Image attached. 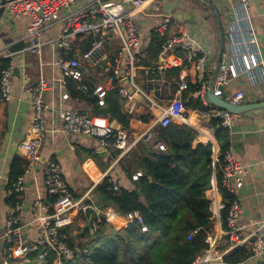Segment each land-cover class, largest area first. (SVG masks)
Listing matches in <instances>:
<instances>
[{
    "label": "crops",
    "instance_id": "0c3cea01",
    "mask_svg": "<svg viewBox=\"0 0 264 264\" xmlns=\"http://www.w3.org/2000/svg\"><path fill=\"white\" fill-rule=\"evenodd\" d=\"M212 2L219 11L224 30L227 31L228 23L232 19V8L238 4L239 0H212ZM95 4L96 0H75L68 10H62L60 19L46 29L42 57L28 49L26 35L32 21L29 16L6 11L0 19V54L2 55L0 71L3 69L5 58H11L15 67L19 68V72L17 74L12 73L11 76L9 99H5L0 93V228L5 226L7 213L10 210L7 192L13 164L17 160L20 161L25 171L28 159L22 148V143L27 139L37 137L32 132L35 107L32 103L30 88L35 81L41 78H45L51 83V87L44 91L43 96L47 108L44 112L45 133L40 150V159L34 169L25 177V189L20 194L23 204L20 212L23 226L21 232L23 243L27 246H33L37 242L39 227L34 220L45 212L39 207V204L50 206L52 203L44 183L43 166L46 161L56 159L59 162L75 199H81L91 191L96 198L95 205L104 212L108 224L115 230H122L131 222L130 217L119 213L107 195L96 192L95 188L107 177L110 181L119 184L120 187H134V182L138 178L133 177L135 175L139 177L143 173L140 161L142 162V159L150 151L157 152L152 147V143L145 140L137 141L126 154L103 150L98 140L92 136L62 131L61 113L64 110L88 111L92 115L107 117L110 123L112 120H117L121 127L119 130H125L131 140L138 139L144 132L152 128L156 137L164 142L159 133L161 126L157 121L161 117L163 109L169 105L174 93L179 89L182 74L187 73L189 86L197 83V71L190 64L174 67V69L179 68L175 74L172 73L173 68H171L152 77L146 75L143 68L149 65L141 63V58H149L146 44L150 40L151 30H154L155 18L142 14L138 20L142 41L139 48L141 66L137 68L134 82L144 94V98L136 99L135 95L138 91L129 82L124 83L123 81H118L115 88L108 92L107 104L103 107L96 108L86 99L94 95H76L71 81L66 84L61 81L63 79L62 72L55 64V59L59 54L55 39L68 15L86 13ZM128 7L131 8V4ZM146 11L172 15L187 33L201 42L212 44L215 47V54H218L220 41L217 21L213 11L204 1L154 0L149 2ZM248 11L252 26L259 37L262 56L264 57V0H250ZM118 45L117 39L111 37L106 43V50L113 54ZM77 46L75 47L74 43L70 56L82 58L83 51L79 48L75 49ZM156 61H158V54ZM156 61L151 65H155ZM216 63L217 56L208 68L209 83L213 77ZM101 81L106 82L107 80L101 78ZM123 83L128 93L127 96L120 92ZM239 89H243L246 93L243 102L264 101V82L254 86L248 82L245 75L234 78L225 90L227 99H231ZM181 99L185 106V121L175 120L171 124H186L191 127L196 133L193 146L198 143L211 142L213 149L216 148V151L213 150V159L215 160L221 155L222 146H226V150L231 149L237 161L246 169L241 182L235 184L241 205L240 229L238 231L240 244L237 243L238 241L235 242L226 238V230L222 228L221 215H219V229H217L215 236L216 243L219 245L213 253L217 256L221 253L224 257L249 237L256 234L264 235V107L252 109L234 118L233 125H247L250 129H254V131L247 132V137H243V133L236 134L227 129V131L222 132V140L219 141L216 129L213 127V119L205 116L201 111L202 108H193L199 99L193 98L188 89L182 91ZM111 106L120 109L126 115L124 119L129 121L128 125H125L117 117L113 118L112 112L102 110ZM97 111L101 113H97ZM121 112H119L120 117H122ZM207 195L219 207V202H222L220 191L212 187L207 191ZM104 196L106 198H103ZM79 212L76 213L75 222L65 229L74 236L78 233L75 225L78 221ZM65 237L68 238L67 232ZM228 241L230 246L225 250L220 249ZM3 257L0 248V264H2ZM11 264H23V262L11 258ZM210 264L223 263L217 259ZM247 264H264V257H251Z\"/></svg>",
    "mask_w": 264,
    "mask_h": 264
},
{
    "label": "built area",
    "instance_id": "2783aa9c",
    "mask_svg": "<svg viewBox=\"0 0 264 264\" xmlns=\"http://www.w3.org/2000/svg\"><path fill=\"white\" fill-rule=\"evenodd\" d=\"M152 1L154 0H96L95 6L88 12L68 15L55 39L59 50L55 64L62 72V83L66 84L71 81L78 94L94 95L97 104L101 107L106 106L108 92L115 88L118 81L124 83L127 81L142 93L134 79L137 68L141 66L139 48L142 41L138 20L142 14H146L155 18L154 32L162 39L161 47L158 49V61L155 65L143 68L146 75L152 77L167 69L183 67L185 64L194 66L197 71L196 80L200 87L192 92V97L201 100L205 107L201 111L205 116L218 120L222 127L231 130L236 115L207 99L210 87L208 68L216 60L215 47L192 37L172 15L147 12L146 8ZM74 2L75 0H8L5 12L26 15L32 19L26 35L28 49L42 57L46 29L53 22L58 21L62 10H68ZM249 2L250 0H239L238 4L232 8V19L225 31L226 48L213 86L215 96H222L231 80L242 75H245L248 82L254 86L264 82V57L259 37L251 23L248 11ZM129 4H131V8L128 7ZM78 35L93 36L91 46L82 53V58L70 56ZM111 37L116 38L119 44L113 54L106 50V43ZM14 68L15 65L11 62L9 67L0 71V93L5 99L10 97V80ZM186 74H182L179 89L174 93L169 105L163 109V113L157 121L161 127L169 126L175 120L185 121V106L181 96L182 91L189 88ZM101 78H105L107 81L102 82ZM124 83L120 87V92L127 96ZM50 87L51 83L45 78H41L35 81L30 88L32 103L35 107L32 132L37 137L27 139L22 143V148L28 159L27 166L24 173L13 185L9 186L7 192L10 210L7 213L5 226L0 228V248L4 255L2 264H11V258L21 260L23 264L29 263L33 253H37L38 264H45V260L51 252L56 254L55 264H62V261L69 260L75 253V249L69 245L64 231L75 222L77 212L84 211L85 207L89 205L94 206L95 212L92 218L94 230L99 229L103 220L107 221L104 212L95 205L96 198L91 191L81 199H75L59 162L56 159H49L43 166V172L44 183L52 203L50 206L39 204V207L45 212L34 220L39 227L36 244L27 246L23 243L21 232L23 226L20 217L23 204L20 194L25 189V177L34 169L40 159L45 133L44 112L47 108L43 96L44 91ZM245 98V91L239 89L231 99L227 100L232 103H242ZM61 118L63 121L62 131L92 136L98 140L103 150L126 154L140 140L151 142L157 152L167 149V145L156 137L152 128L144 132L138 139L131 140L125 130L115 129L111 126L109 119L104 116L92 115L88 111L79 109H68L61 113ZM213 150L216 151V148L214 147ZM217 159H213L214 163ZM223 161V184L235 195L226 218V235L229 240L239 243L241 205L235 184L241 182L246 169L237 161L231 149H227L223 153ZM133 178L137 179L138 176L135 175ZM110 182H112V188L115 191L121 188L119 184ZM212 187L219 190L215 176L212 179ZM14 194H16V199L13 201L11 198ZM214 204L215 201L211 200V208L214 213H219L224 207V204L219 202L218 212H216ZM130 220H136L142 232L148 231V227L138 211L130 216ZM198 231L199 228L190 232L188 239H191ZM207 242L210 245L209 249L203 255L198 256L193 264H210L217 259L226 264L223 262L221 253L218 256L213 253L217 247L216 240L208 235ZM238 246H246L252 253V257H264V235L262 234L249 237Z\"/></svg>",
    "mask_w": 264,
    "mask_h": 264
},
{
    "label": "trees",
    "instance_id": "16d2710c",
    "mask_svg": "<svg viewBox=\"0 0 264 264\" xmlns=\"http://www.w3.org/2000/svg\"><path fill=\"white\" fill-rule=\"evenodd\" d=\"M92 41L93 36L78 35L75 47L78 46L75 49L85 52ZM161 43L162 39L152 29L146 44L149 58H141V63L151 65L156 61ZM10 65L11 58H5L2 68ZM177 71L179 68L172 69L174 74ZM199 87V83L191 85L188 92L192 93ZM86 99L96 108L100 107L95 96ZM193 108L205 107L198 100ZM102 110L112 112L113 118L117 117L128 125L129 121L124 119L126 115L120 109L111 106ZM212 122L221 141L222 132L227 129L218 120L213 119ZM159 133L167 149L159 153L150 151L140 161L143 173L134 182V187H121L115 191L107 177L95 188L96 192L106 194L122 215L130 217L138 211L148 231L142 232L136 220H132L122 230H115L103 220L99 229L94 230L92 226L82 231L86 217L81 210L75 225L78 233L74 236L65 230L68 233L67 241L75 253L69 260L62 261V264H193L210 247L207 237L213 231L214 212L207 191L212 188L214 176L224 204L220 210L222 228L227 230L228 210L235 199V195L223 184V153L227 147L222 146L221 155L214 163L212 143L193 146L196 133L188 125L173 123L160 127ZM21 165L18 160L13 164L9 186L23 174ZM11 199L14 201L16 194ZM197 228L198 233L188 239V234ZM229 246L228 241L220 249L225 250ZM31 257V262L26 264H38L37 253ZM251 257L252 253L246 246H237L223 257V261L227 264H247ZM55 261L56 254L51 252L45 264H55Z\"/></svg>",
    "mask_w": 264,
    "mask_h": 264
},
{
    "label": "water",
    "instance_id": "95a60500",
    "mask_svg": "<svg viewBox=\"0 0 264 264\" xmlns=\"http://www.w3.org/2000/svg\"><path fill=\"white\" fill-rule=\"evenodd\" d=\"M204 1L209 8L213 11L216 21H217V26H218V31H219V51L217 54V63H216V67H215V71L213 74V77L210 81V87L209 90L207 92V99L212 102L215 103L227 110H229L231 113L235 114L236 116H239L243 113H246L252 109L255 108H262L264 107V101L261 102H257V103H246V102H242V103H232L230 101L227 100V96L224 93L222 96H215L214 95V84L216 81V77L218 75L219 72V68L222 62V57L226 48V42H225V30L223 28L222 25V21L220 18V14L219 11L217 9V7L214 5V3L212 2V0H202ZM8 3V0H0V19L3 17L5 10H6V5ZM19 72V68L15 67L13 70L14 74H17ZM127 82V81H125ZM136 99L139 98H144V95L140 92L136 93L135 95ZM111 126L114 127L115 129L119 130L121 127L118 123L117 120H112L111 121ZM254 128V127H253ZM231 130L233 131V133L236 134H240L243 133L242 136L243 137H247V132L249 131H254V129H250V127H248L247 125H233L231 127ZM140 193V190L138 191ZM103 198H106L105 196ZM95 212V208L92 205H89L87 207H85L84 209V215L86 217V223L82 229V231H84L86 228H91L92 227V218H93V214Z\"/></svg>",
    "mask_w": 264,
    "mask_h": 264
},
{
    "label": "rangeland",
    "instance_id": "374dc122",
    "mask_svg": "<svg viewBox=\"0 0 264 264\" xmlns=\"http://www.w3.org/2000/svg\"><path fill=\"white\" fill-rule=\"evenodd\" d=\"M220 212L219 213H214V215H213V231L210 233V235L212 236V238L214 239V240H216L215 239V236L217 235V229H219V218H220ZM215 245L216 246H218L219 244H217L216 242H215Z\"/></svg>",
    "mask_w": 264,
    "mask_h": 264
},
{
    "label": "bare ground",
    "instance_id": "6f19581e",
    "mask_svg": "<svg viewBox=\"0 0 264 264\" xmlns=\"http://www.w3.org/2000/svg\"><path fill=\"white\" fill-rule=\"evenodd\" d=\"M215 205V210H216V212H218V207H217V205L216 204H214Z\"/></svg>",
    "mask_w": 264,
    "mask_h": 264
}]
</instances>
